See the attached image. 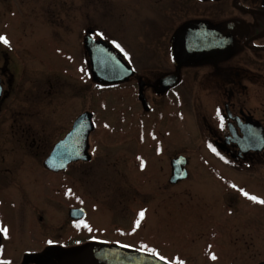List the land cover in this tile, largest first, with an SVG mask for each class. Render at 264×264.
<instances>
[{
    "label": "flooded vegetation",
    "instance_id": "1",
    "mask_svg": "<svg viewBox=\"0 0 264 264\" xmlns=\"http://www.w3.org/2000/svg\"><path fill=\"white\" fill-rule=\"evenodd\" d=\"M141 3L153 11L150 18L146 19H151L153 25L164 28L155 35L160 42V51L154 52L144 63H136L120 42L114 43L104 38L98 28L84 26L80 36L84 64L78 66L81 74H76L80 80L79 87L85 93L89 84L96 92L111 89L117 94L129 93L135 104L130 105L128 115L136 116L137 129H134L138 130L135 137L138 143L133 141L131 148L140 145L132 157L133 163L139 172L154 169L155 172L162 173L159 188L151 187L145 193L138 188V194L133 189L131 201L139 200L144 204L131 217L130 228L121 226L126 225V217L121 225H113L117 235L135 233L137 221L140 224L142 219L147 220L152 207L150 204L153 203L151 210L155 212L162 206L167 208L168 203L183 192H193L190 187L184 186V182L191 180L193 170L207 169L215 171L214 175H217L224 166L243 171L264 167V150L253 148L264 141V0H141ZM6 33L0 31V37L8 40ZM53 33L55 30L48 31V37ZM89 34L96 39L106 40L132 67L133 74L120 82L109 83L95 79L85 47V39ZM25 51L26 54L32 53L28 54L29 58L31 56L30 60L36 57L31 46ZM15 53L17 52L8 44L0 41V229L10 230L9 223L3 220V211H9L14 219L20 217V213L13 208L21 197L29 206L25 214L30 217L34 229H38L34 234L46 236L47 240L38 249H26L22 253L24 258L19 262L18 258L6 253L10 231H0V264H78L80 254L106 247L122 249L130 255L149 254L159 259V254L136 249L132 244L117 239L74 238L72 228L79 231L81 228L88 229L90 207L87 206L83 193L75 196L73 181L76 178L71 176V169L73 165H89L96 157L95 150L98 147L93 142V133L99 128L94 110L96 108L71 115L68 102L67 113L62 115L57 125L56 121L45 118L31 121L30 117L35 119L34 116L24 115L20 105L24 100L39 103L41 98L48 95V91L41 89L38 81L24 83L25 75L30 72L31 75H36L34 80H38L37 73L49 72L50 69L59 70V67L51 65L45 68L46 71L38 66L19 67L16 66ZM18 58L20 59V55ZM20 69L23 71L20 72ZM57 72L63 82L71 78V73H75ZM117 96L123 98V95ZM86 111L93 113L92 121L95 125L89 138L91 160L73 161L58 171L48 168L45 165L46 159L55 146L72 132L76 120ZM121 114L122 118L127 116L123 111ZM115 129L122 133L124 130L122 127H114ZM185 135L197 137V141H201L198 147L204 142L209 155L217 159L218 163L213 164L205 159L200 168H194L190 157L182 151L168 156V151L172 149L185 148L182 145ZM9 136L12 139H7ZM46 144L48 146L42 160L36 158L34 161H21L22 150L38 154L39 149ZM181 155L188 158L185 166L188 175L187 178L174 182L173 160ZM159 158L164 160L159 163ZM37 163H42L44 170L52 176L48 182L50 190L56 192L67 186L72 189V197H77L73 199V205L68 203V216L62 220L53 218V223L59 228L57 231L50 228V209L46 211L39 205L40 193L34 174V164ZM55 176L59 177L57 182ZM225 185L224 189L245 197L247 190L239 187L240 184L228 181ZM56 186H60V189ZM115 201L117 202L116 198ZM5 202H11L13 208L5 209ZM72 208H83L85 216L73 218L70 213ZM141 212L144 213L142 219ZM119 213L121 218L124 217L121 216V209ZM67 223L70 230H63ZM41 226L45 228L42 230ZM95 228L97 227H90L89 231ZM72 239H76V242L71 243ZM161 261L175 264L165 257ZM181 261H187V258L182 255Z\"/></svg>",
    "mask_w": 264,
    "mask_h": 264
},
{
    "label": "rangeland",
    "instance_id": "2",
    "mask_svg": "<svg viewBox=\"0 0 264 264\" xmlns=\"http://www.w3.org/2000/svg\"><path fill=\"white\" fill-rule=\"evenodd\" d=\"M141 4V0H0V31L8 33V46L18 53L14 54L16 66H38L44 71L51 65L59 67V70L37 73L38 80H34L36 75L30 72L25 75L24 83L38 81L39 87L46 89L48 95L41 98L39 103L24 100L20 105L23 107L22 113L33 115L35 119L30 117L31 121L45 118L56 121L57 125L62 115L67 113L68 102L71 115L96 108V120L99 122V128L93 133V142L98 147L96 157L89 165H73L71 169V176L76 178L73 181L74 194L83 193L90 207L88 229L81 228L79 231L72 228L71 232L74 238L82 236L84 240L106 238L128 242L136 249L159 254L175 264L260 262L264 260V204L258 201L264 200V167L243 171L227 169L220 164L222 168L217 175H214L215 171L207 169L193 170L191 180L184 182V186L190 187L193 192H183L170 201L167 206L169 210L162 206L153 212V203L150 204L152 207L147 220L142 219L139 226L136 225L135 233L117 235V231H114L113 225H121L125 217L127 223L121 226L130 228L131 217L144 204L139 200L131 201L133 189L138 194V188L144 193L151 187L159 188L163 178L162 173L154 169L139 172L133 163L132 157L140 145L131 148L133 141L138 143L135 138L138 130L136 116L128 115L130 105L135 104L129 93L117 94L111 89L96 92L90 84L85 93L79 87L80 80L76 74H81L78 66L84 64L80 36L84 26L98 28L104 38L114 43L120 42L134 62L144 63L154 52L160 51V42L155 35L164 28L146 19L153 11ZM50 30H55V33L48 37ZM30 46L36 55L33 60H30L31 56L28 57L32 53L26 54L25 51ZM57 71L75 73H71V78L63 82ZM117 95H123V98ZM137 103L140 106L139 101ZM122 111L127 116L122 118ZM114 127H122L123 133L114 130ZM7 139H12V136ZM197 139L185 135L182 144L185 148L172 149L168 151V156L182 151L190 157L194 168H200L205 159L217 164L218 160L209 155L204 142L198 147L201 141ZM47 146L41 147L38 154L22 150L21 161L42 160ZM116 147L118 149L115 150ZM163 160L159 158V163ZM34 165L40 208L46 211L50 209V228L57 231L59 228L53 223V218L62 220L68 216V203L71 204L77 197H72V189L67 186L56 192L50 190L48 182L52 176L44 170L42 163ZM54 178H57L56 182L59 180L58 176ZM228 181L240 184L239 187L245 188L248 196L224 189ZM56 188L60 189V186ZM250 195H256V201L250 199ZM17 201L14 208L11 202H5L4 208L15 209L20 217L14 219L6 210L2 212V217L10 228L7 229L10 232L6 253L20 262L26 249H38L47 239L41 234H34L38 229H34L30 217L25 214L29 209L28 203L21 197ZM118 208L124 217H120ZM94 226L96 230L89 231ZM69 227L67 223L63 230H70ZM103 227L105 230L101 231ZM44 228L41 226L42 230ZM72 241L76 242V239ZM181 254L187 261H181Z\"/></svg>",
    "mask_w": 264,
    "mask_h": 264
},
{
    "label": "water",
    "instance_id": "3",
    "mask_svg": "<svg viewBox=\"0 0 264 264\" xmlns=\"http://www.w3.org/2000/svg\"><path fill=\"white\" fill-rule=\"evenodd\" d=\"M85 47L88 51L91 71L95 79L109 83L120 82L133 74L132 67L111 48L106 40L96 39L89 34L85 39ZM92 116L93 113L89 111L79 116L72 132L55 146L50 156L46 159L45 165L48 168L58 171L66 168V165L70 162L91 160L89 137L90 133L95 129ZM253 148L260 151L264 150V141L259 142V145L253 146ZM187 161L188 158L182 155L173 160L172 181L177 182L187 178L188 174L185 167ZM70 213L76 219L85 216L83 208H72ZM40 264H44V262ZM78 264L167 263L149 254L135 253L130 255L122 249L106 247L103 250L95 248L80 254ZM258 264H264V261Z\"/></svg>",
    "mask_w": 264,
    "mask_h": 264
},
{
    "label": "snow or ice",
    "instance_id": "4",
    "mask_svg": "<svg viewBox=\"0 0 264 264\" xmlns=\"http://www.w3.org/2000/svg\"><path fill=\"white\" fill-rule=\"evenodd\" d=\"M0 41H2L4 44H8V43H9L8 40H7L6 38H4V37H0ZM244 195H245V196H248L247 193H244ZM249 198L252 199L253 201H256V197H249ZM258 202L264 204V200H261V201H258ZM143 216H144V213L141 212V213H140V217H141V219L143 218ZM137 226H139V221H137ZM0 231H4V232H6L7 230H6V229H0ZM159 259H160V260H164V257L160 256ZM212 259L215 260L216 257L213 256Z\"/></svg>",
    "mask_w": 264,
    "mask_h": 264
}]
</instances>
